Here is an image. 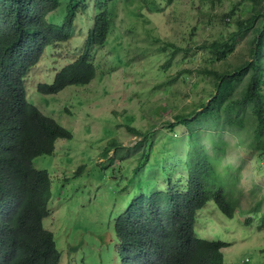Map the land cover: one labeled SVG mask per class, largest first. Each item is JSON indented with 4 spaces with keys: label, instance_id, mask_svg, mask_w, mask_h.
I'll return each mask as SVG.
<instances>
[{
    "label": "rangeland",
    "instance_id": "374dc122",
    "mask_svg": "<svg viewBox=\"0 0 264 264\" xmlns=\"http://www.w3.org/2000/svg\"><path fill=\"white\" fill-rule=\"evenodd\" d=\"M263 8L264 0H120L113 8L114 28L107 43L93 49L95 78L57 94H42L37 84L52 83L57 71L74 60L84 38L76 30L71 41L46 49L33 68L40 71L28 78V100L73 135L58 139L52 154L33 160V166L48 170L52 179L43 224L62 252L58 264H102L99 250H92L113 241L114 221L129 204L155 189V181L166 183L168 168L171 175L188 174L184 165L192 146L190 133L175 117L194 120L215 94L214 73L234 71L253 60L255 32L246 30L237 39L232 35ZM91 19H84L89 22L85 32L92 27ZM225 42L230 49L217 52L215 45ZM63 47V57L52 59ZM247 80L237 86L236 97ZM228 123H199L193 129L204 130V146L212 147L211 136L227 141L220 156L236 180L232 192L237 209L228 217L209 200L197 212L195 233L227 243L223 264H264V150L250 145L254 134L248 118L240 131L216 132L217 126ZM143 137L150 154L144 172L133 179L142 149L136 146ZM106 149L109 154H103ZM116 152L134 156L121 160ZM80 166L84 170L77 174ZM157 175L163 177L153 181Z\"/></svg>",
    "mask_w": 264,
    "mask_h": 264
},
{
    "label": "trees",
    "instance_id": "16d2710c",
    "mask_svg": "<svg viewBox=\"0 0 264 264\" xmlns=\"http://www.w3.org/2000/svg\"><path fill=\"white\" fill-rule=\"evenodd\" d=\"M61 1L0 0V81L19 79L26 65L18 57L30 56L28 62L33 65L43 46L50 44L41 45L45 34L53 35L56 27L47 22L46 16L62 6ZM119 2L69 0L65 8L66 19L72 23L78 12H84L88 18L93 13L90 18L94 24L77 59L58 74V85L51 94L69 85L89 84L95 78L92 52L107 43L114 28L113 8ZM90 4L95 5L90 8ZM257 21L259 24L255 27ZM247 22L248 25L232 38L237 39L249 29L255 32L253 60L234 71L214 73L215 94L196 113L194 120L181 115L175 117L176 123L188 128L193 146L184 165L188 174L171 175V168H168L166 183L155 181L151 184L155 189L129 204L114 221L113 241L108 245L103 241L99 248L92 250H99L102 264H117V261L119 264H223L222 249L227 243L198 237L195 221L197 212L211 199L226 216L233 217L238 205L232 192L236 180L228 172L229 166L222 164L220 156L227 141L221 135L218 138L211 136L208 138L212 147L204 146L201 143L204 130L193 129V126L229 122L228 127L217 126L216 132H236L247 124L248 118L254 134L250 145L264 150V8ZM15 41L20 47L14 53L12 45ZM222 47L230 49L228 42L215 45L217 52ZM5 71L7 76L3 78ZM246 77L247 84L236 97V88ZM128 128L137 135L141 133L134 127ZM170 128L175 130V125L172 123ZM72 136L70 130L26 101L22 82L10 89L0 88V264L60 262L62 252L55 235L43 224L49 215L52 179L48 170L35 168L33 160L40 155L52 154L58 139H71ZM143 141L144 137L137 142L136 147L142 146V149L133 179L144 172L149 158ZM109 151L106 149L103 154H109ZM132 154L115 153L121 160H127L134 156ZM83 170L84 166H80L76 173Z\"/></svg>",
    "mask_w": 264,
    "mask_h": 264
},
{
    "label": "clouds",
    "instance_id": "9594fccd",
    "mask_svg": "<svg viewBox=\"0 0 264 264\" xmlns=\"http://www.w3.org/2000/svg\"><path fill=\"white\" fill-rule=\"evenodd\" d=\"M61 3H62V6H60V7H58L56 10H53V11H51L46 17H47V22H49V24L50 23H53V25H56V27H55V29H54V34L53 35H50V34H48V33H46L45 34V36H44V39L42 40V44L41 45H43V44H48V43H50V44H48V45H45V46H43V48H42V50H41V53L40 54H38V57H37V60H36V62L33 64V65H30L29 64V58H30V56H27V55H21V56H19L18 58H19V60L23 63V64H25L26 65V67H24L23 68V71H22V74L20 75V77H19V79H15V80H12V81H5V80H2V81H0V88H11V87H13L15 84H17V83H20V82H22L23 83V85H24V89H25V91H26V101H28L29 102V100H28V96H27V83H28V81L31 79V75L34 73V74H36V73H38V71H40V70H33V68L36 66V65H38L39 64V62L41 61V58L43 57V55H44V53H45V51H46V49L48 48V47H53V49H57L58 47H61L62 45L61 44H63V43H66V42H69V41H71V39L74 37V34H75V32H76V30H80L81 31V36H83V38H84V41L81 43V45L80 46H78V47H76V49H75V51H76V57L74 58V60H76L77 59V57H78V54H80V51L82 50V45H83V43L85 42V40H86V36H87V34H88V32L91 30V28L93 27V24H94V21H93V24H92V27L90 28V26L89 27H87L86 29H87V31L85 32L84 31V29H85V27L88 25V21H85V20H90V18H88L87 16H86V14L84 15V16H81V13L82 12H78V14H77V16L74 18V20H73V22L71 23V21L69 20V19H66V16H67V10L65 9L66 8V6L68 5V3H69V0H62L61 1ZM91 5L92 4H90L89 5V7L91 8ZM95 4H93V6H94ZM93 6H92V8H93ZM79 17H83L82 18V20L81 21H78V19H79ZM81 22H85V26H84V28L82 29V28H79V27H77V25L78 24H80ZM74 29V30H73ZM73 30V31H72ZM80 36V37H81ZM19 47H20V45L18 44V41H15V42H13V45H12V48H13V52L15 53V51H19L18 49H19ZM8 48H10V49H12L9 45H8ZM63 49H65V47H63L62 48V50H59V51H55V52H53L52 54H51V56H52V59L53 58H56V57H58V56H62L61 54H62V51H63ZM93 53V52H92ZM8 56H9V54H8ZM13 57H17V56H15L14 54H13ZM63 57V56H62ZM74 60H72L71 62H68L67 64H65L59 71H57V73H56V75H55V77H54V80H53V82L52 83H42V82H39L38 84H37V89H38V91L40 92V93H42V94H46V95H50L51 94V92H52V90L53 89H55L56 87H57V85H58V74L66 67V66H68L70 63H72ZM52 61V60H51ZM50 67V65H47V69ZM24 73H25V75H24ZM6 76H7V71H5V73H4V77L3 78H6ZM28 78H29V80H28ZM69 86H71V85H69ZM68 87V86H67ZM66 88V87H65ZM65 88H63V89H65ZM62 89V90H63ZM62 90H60V91H62ZM59 91V92H60ZM58 92V93H59ZM55 94H57V93H55ZM30 104H33V103H31V102H29ZM33 105H35V104H33ZM36 106V105H35ZM37 107V106H36ZM37 108H39V107H37ZM44 113V112H43ZM45 114V113H44Z\"/></svg>",
    "mask_w": 264,
    "mask_h": 264
}]
</instances>
